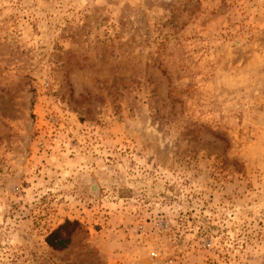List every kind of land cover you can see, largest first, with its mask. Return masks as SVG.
<instances>
[{
  "label": "rangeland",
  "instance_id": "obj_1",
  "mask_svg": "<svg viewBox=\"0 0 264 264\" xmlns=\"http://www.w3.org/2000/svg\"><path fill=\"white\" fill-rule=\"evenodd\" d=\"M0 264H264V0H0Z\"/></svg>",
  "mask_w": 264,
  "mask_h": 264
},
{
  "label": "trees",
  "instance_id": "obj_2",
  "mask_svg": "<svg viewBox=\"0 0 264 264\" xmlns=\"http://www.w3.org/2000/svg\"><path fill=\"white\" fill-rule=\"evenodd\" d=\"M77 221L66 220L58 228H56L50 235H48L47 243L56 250L66 248L71 241V234L78 226Z\"/></svg>",
  "mask_w": 264,
  "mask_h": 264
}]
</instances>
